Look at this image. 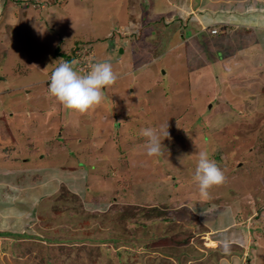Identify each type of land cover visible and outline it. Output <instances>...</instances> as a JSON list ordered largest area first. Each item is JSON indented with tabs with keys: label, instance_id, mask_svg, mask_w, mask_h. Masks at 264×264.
<instances>
[{
	"label": "rangeland",
	"instance_id": "1",
	"mask_svg": "<svg viewBox=\"0 0 264 264\" xmlns=\"http://www.w3.org/2000/svg\"><path fill=\"white\" fill-rule=\"evenodd\" d=\"M174 29L182 33L183 28ZM117 30L116 25L113 39L106 37L114 45L107 53L113 55L108 59L113 70L121 69L114 71L116 83L105 88L104 96L113 117V128H106L115 139L111 147L124 165L119 169L123 175L117 177V170L111 174L113 188L121 194L112 199L119 203L97 211L62 189L46 205L34 192L29 196L2 187L0 233L26 242H22L24 251L12 257L4 246L8 240H0V264H264V61L232 63L220 54L218 61H211L217 51L214 42L203 38L197 46L194 40L187 43L182 38L179 43L178 35L165 49L149 47L154 42L149 43L146 54L135 52L131 60L127 53L119 54L122 44H118ZM169 33L167 29L161 35L158 45L167 41ZM234 45L230 44L232 50L238 46ZM205 53L208 61H202ZM42 55L48 66L52 61H46L45 52ZM115 59L121 60L118 65ZM8 61L0 69L7 77L0 79V87L6 90L0 96V111L5 113L14 92L21 97L28 89H22L26 82L44 81L30 90L47 92L46 81L54 69L46 70L48 76L29 71L11 79V61L18 58ZM140 61L147 63L128 71L129 65L141 66ZM111 94L120 99L116 113ZM22 116L19 120H26ZM5 118L3 124L9 125V117ZM81 125L87 135L96 131L95 124ZM167 125L169 137H161L166 147L163 154L148 156L141 130ZM54 137L60 144L59 135ZM201 151L210 153L226 177L224 183L209 189L207 198L201 196L195 180ZM34 159L35 164L38 158ZM10 179H14L11 173L6 180ZM33 183L39 184L38 179ZM44 235L52 236L53 249L41 248ZM61 244L66 248H60Z\"/></svg>",
	"mask_w": 264,
	"mask_h": 264
},
{
	"label": "crops",
	"instance_id": "2",
	"mask_svg": "<svg viewBox=\"0 0 264 264\" xmlns=\"http://www.w3.org/2000/svg\"><path fill=\"white\" fill-rule=\"evenodd\" d=\"M11 1L0 0V69L1 66H7L9 58H18V61H11V79H18L17 75H26L29 71L41 77L45 74L48 76L46 70H52L60 56L79 42L92 43L94 49L97 48L95 53L100 62L111 60L113 55L107 52L112 51L114 45L106 37L116 25L127 27L132 22L140 31L141 38L118 37V44H122L119 48L122 53L119 54L127 53L131 60L135 52L138 55L146 54L150 46H162L165 49L173 37L178 35L179 43L182 38L187 43L190 39L194 40L197 46L203 38L214 42L217 51L211 61H218L217 54L224 61L232 63L264 61V0H58L45 8H24ZM177 26L183 28L182 33L174 29ZM214 27L218 28V34L209 35V29ZM167 29L171 30L167 41L158 45L161 35ZM186 34L190 36L185 39ZM219 38L221 41L217 44L215 41ZM232 41L238 45L234 50L230 48V44L234 45ZM149 43L152 45L148 47ZM177 44L167 50L171 51ZM41 51L47 54L49 60L46 61H52L49 62L50 66L46 65ZM12 53L14 55L10 57ZM207 57L206 53L203 54L202 61H208ZM115 61V65H118L121 60ZM140 62L139 67L129 65L128 71L132 72L147 63ZM120 69L115 68L114 71L117 73ZM4 77L5 74L0 71V79ZM34 82L23 85V90L28 89L21 97H17L14 92L11 102L13 108H7L6 113L0 111V189L4 187L3 190L8 191L14 188L29 196L34 192L42 197L41 202H46V205L62 189L85 207H93L97 211L116 204L118 200L112 199L113 195L120 193L113 188L111 174L117 170V177L123 175L124 170L120 172L119 169L124 165L117 161L122 156L112 149L111 142L114 143L115 139L108 135L106 129L113 128V117L108 111L106 99L96 105L94 111L90 109L82 113L84 117L81 114L76 116L72 112L68 113L48 89L47 92H31L30 89L36 83L44 81ZM124 89L120 88L119 91ZM4 92L5 88L0 87V96ZM111 97L116 113L120 99L115 94H111ZM6 115L9 117V125L3 124ZM22 115L26 120H19ZM16 117L18 119L14 121ZM80 122L86 127L95 124L94 134L87 135ZM98 128L102 129L99 134ZM55 135H59L60 144L55 142ZM34 158H38L35 164ZM9 173L14 179L7 181ZM20 178L24 179L21 185L18 183ZM37 179L39 184H34L33 180ZM90 196V200L83 203ZM25 207H28L27 203ZM44 236L45 241H39L45 246L41 248L53 249L52 236ZM0 237V240H8L9 243H4V246L8 247L12 257L15 252L24 251L25 245L22 242L25 240L8 239L2 233ZM60 248L66 247L61 244Z\"/></svg>",
	"mask_w": 264,
	"mask_h": 264
},
{
	"label": "clouds",
	"instance_id": "3",
	"mask_svg": "<svg viewBox=\"0 0 264 264\" xmlns=\"http://www.w3.org/2000/svg\"><path fill=\"white\" fill-rule=\"evenodd\" d=\"M53 2H58V0ZM138 33V36H140V31ZM138 36L127 37L137 38ZM107 38H109V35ZM58 62V66L54 67L55 69L51 74L47 89L53 97L69 110L83 113L99 105L105 98L104 89L116 83L117 75L109 61L100 62L98 60V62L92 63L86 74L79 73L74 68V62L59 59ZM141 134L147 138L146 151L148 156L163 154L166 147L163 143L165 139L162 140L161 137H166V139L169 137V125L158 128L146 127L141 130ZM225 179L223 170L210 158V153L207 151L199 152L195 180L198 182L201 196L207 198L209 189L221 185ZM224 250H228L227 242H224Z\"/></svg>",
	"mask_w": 264,
	"mask_h": 264
},
{
	"label": "built area",
	"instance_id": "4",
	"mask_svg": "<svg viewBox=\"0 0 264 264\" xmlns=\"http://www.w3.org/2000/svg\"><path fill=\"white\" fill-rule=\"evenodd\" d=\"M53 1L54 0H14V2L18 4V6L20 7L31 6L33 8H45L46 5L48 6L51 5ZM208 32L209 35L214 36L217 35L219 31L217 27H214L209 29ZM116 34L118 36H123V37H127V36L133 37L139 35L138 29L136 28V24H134V22L127 25V27L126 26L119 27ZM114 36L115 35L113 34H109V38H113ZM59 60L74 62V68L81 74H86L90 70L91 64L94 62H98L96 58L94 46L89 42L77 43L62 57H60ZM56 66H58V64ZM54 69L52 70V72L54 71ZM50 77L46 81L47 88H48V83L50 81Z\"/></svg>",
	"mask_w": 264,
	"mask_h": 264
},
{
	"label": "trees",
	"instance_id": "5",
	"mask_svg": "<svg viewBox=\"0 0 264 264\" xmlns=\"http://www.w3.org/2000/svg\"><path fill=\"white\" fill-rule=\"evenodd\" d=\"M5 1H6V0H5ZM53 3H54V2H53ZM64 54H65V53H64ZM64 54H63V55H64ZM63 55H62V56H63ZM62 56H60V57H62Z\"/></svg>",
	"mask_w": 264,
	"mask_h": 264
},
{
	"label": "water",
	"instance_id": "6",
	"mask_svg": "<svg viewBox=\"0 0 264 264\" xmlns=\"http://www.w3.org/2000/svg\"><path fill=\"white\" fill-rule=\"evenodd\" d=\"M119 53H122V51L120 50Z\"/></svg>",
	"mask_w": 264,
	"mask_h": 264
},
{
	"label": "bare ground",
	"instance_id": "7",
	"mask_svg": "<svg viewBox=\"0 0 264 264\" xmlns=\"http://www.w3.org/2000/svg\"><path fill=\"white\" fill-rule=\"evenodd\" d=\"M79 150V149H78Z\"/></svg>",
	"mask_w": 264,
	"mask_h": 264
}]
</instances>
